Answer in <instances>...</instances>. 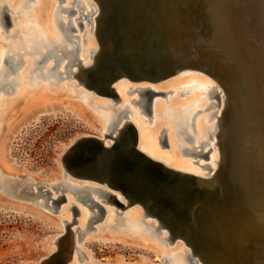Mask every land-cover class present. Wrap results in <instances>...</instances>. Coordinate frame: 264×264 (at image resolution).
Masks as SVG:
<instances>
[{
  "label": "bare ground",
  "instance_id": "6f19581e",
  "mask_svg": "<svg viewBox=\"0 0 264 264\" xmlns=\"http://www.w3.org/2000/svg\"><path fill=\"white\" fill-rule=\"evenodd\" d=\"M25 1L3 0V3L0 4L1 26L4 20L3 12L6 13L3 8L6 7L7 14L12 12L11 14L16 17L20 14L21 8L27 7ZM57 1V4H53L46 0H33L34 4H37L33 10L31 9L32 14L30 15L31 18H36L37 23L26 21V26L25 21L20 22L19 24L24 27L23 36L19 37V41L13 39L14 41L9 43L7 49L0 51V145L10 119L31 97L39 94L60 99L95 131L79 133L61 148L57 160L58 172L53 177L40 179L30 174L19 176L7 172L0 165V194L4 198L16 200L12 197V185L20 183L16 196H21L22 191L31 190L29 195L35 199L30 203L36 211L42 209L50 214L56 213L60 217L59 219L56 217L54 220L52 218L53 224L59 231L48 239L45 255L33 264H61L63 262L66 264H185L189 257L196 260L194 264H264V219L255 215V217H251L248 214L251 209L258 206L261 195L256 189L250 188L249 184L241 180V163L237 158V146L234 141L242 140L250 133L249 130L240 127L241 124L246 125L248 122L241 115L239 100L241 91L237 85L244 83L245 86H249L257 79L255 71L248 73L250 67L259 70L258 77L261 78L260 64L264 57V48H260L257 42L247 38V34L244 32L246 22L240 20V38L239 43H236L237 47L233 48L222 38L214 40L209 38L203 44L204 41L199 39L203 33L199 29L197 30L199 23L196 22L194 16H197L198 12L207 13L206 8L210 0H139L140 8L144 13L145 25L150 27V30L145 32V38L151 40L152 43L146 50L141 49L143 46L139 48L141 52L134 49L133 46L126 48L127 52L131 57L141 56L143 59H147L151 54L155 60L166 53L170 71L178 67L183 68L166 78L151 82L158 83L157 86L137 84L135 87H129L125 81L138 83L148 82V80H129L124 75L120 76L115 81L117 83L113 85L117 95V99H112L113 103L92 101L89 105L91 100L86 99L87 94L79 92L77 95L72 88L87 89L86 85H93L91 82L92 73L99 69L105 60V54L111 50L112 42L107 37V28L114 14L112 7L114 5L119 7L120 2L118 0ZM219 2L228 3L234 7L238 5L235 0H219ZM242 3L243 5H238V7L240 6L238 11L248 12L250 0ZM53 6L61 14L59 21H55L54 26L57 34L53 29L54 21L50 18V10ZM217 13L214 15L220 16L222 10L219 9ZM222 17L223 13L221 20L225 18ZM210 19L208 16L204 20V26L212 25ZM226 21L222 28L223 37H225L224 31L227 28ZM17 23H13V26L21 27ZM130 28L129 26H120L126 44L130 40L129 38H137L136 30L134 33ZM261 29L258 31V33L260 32L258 41L264 46V36L261 32L263 30ZM10 31L5 36L6 38H12L13 35ZM246 39H249L250 42L247 43ZM148 51L150 53H147ZM241 51H247V57H243ZM25 54L34 57L28 60V57L25 56L24 64L13 69L14 65L17 66L20 62L19 58H23ZM259 61L260 63L257 64ZM36 63H44L40 75V71L38 73L34 71ZM183 71L200 72L209 76L213 83L203 77L197 76V78L194 75H188L191 73H182L176 79H170ZM26 72L31 74L25 76L30 79V83L21 81ZM58 77L67 78L62 81L73 80L75 84L72 83V87L64 85L62 88L65 90L64 93L52 91L49 95L46 86L51 82L58 81ZM38 78H41L45 84L36 82L35 80ZM260 80L262 81V78ZM198 81L203 83L199 84ZM10 82H18L12 92V89L7 90L6 86L10 85ZM183 83L186 84L181 86ZM27 84H30V89H23L28 86ZM34 86L43 87L35 90ZM161 87H171L172 89L168 92L172 94L169 107L165 108L161 101L153 99L150 103L151 107L149 105L150 112L145 113L144 106L149 95L148 91L152 89L157 92ZM181 88L183 89L179 93L186 95L180 97L176 91ZM192 88H197L198 91ZM90 91L94 93L93 90ZM5 92L12 93L10 99L4 98ZM125 93L132 96L129 101L125 98ZM167 99L165 102L168 101ZM132 105L139 108V114L150 116L148 127L142 124L141 119L138 118L139 114L136 113ZM83 106L88 107L90 115L83 111L85 108ZM165 114L169 117L168 119H165ZM158 115L164 118L161 123L155 124ZM125 123H130L136 129L135 147L148 158L171 170L205 178L212 183L209 187L198 186L197 188L203 191L204 198L207 197L214 201L215 220L219 222L225 217L226 224L219 227V234L215 241L207 240L205 245L207 251L195 250L193 246L188 245L187 240H182L181 236L185 237L186 233L179 226L180 223L173 219L162 220L159 224L151 214L148 216L142 214L144 218H153L157 224L146 223L145 228L151 229L150 232L145 228H138L133 221V216L140 215L137 205H133L135 209L130 213L128 222L123 224L117 222L109 226L114 212L106 194L109 189L104 185L97 186L93 182L71 181V179H75L69 174L72 169L65 167L63 158L75 141L81 137L93 136L101 140L104 145L110 146L112 144L111 137H116L120 130L122 133L125 131L123 128ZM163 126L162 133H167L171 149L168 156L159 153L156 145L157 132ZM165 145H167L166 142ZM177 147L181 149L184 156L200 158L202 156L196 152L200 149L202 152L209 150L206 155L207 163L205 161L206 164H204L203 160L194 161V164L197 165L196 168L185 165L183 161H180ZM70 194L83 205L74 204ZM210 194L211 196H209ZM116 197L122 200L119 195ZM64 199L66 201L62 206L55 207V204ZM90 200L98 204L101 202L102 205H100L105 208L102 214L104 224L100 227L93 226L98 221L94 220L100 213L91 205ZM75 206L79 210L77 225L75 228H71V224L75 221L70 220L69 211L73 212L72 209ZM27 207L33 208L30 205ZM122 219L123 216H120L118 221H122ZM87 223L92 224L90 229H85ZM173 223L179 227L172 226ZM157 226L161 236L156 233ZM106 227L114 228V234H109ZM173 229L175 239L169 243L167 240L169 234L164 235L163 232L167 231L168 233ZM89 230L94 234L89 235ZM75 232H78V237ZM155 239L160 244H169L173 247L177 246V248L175 247V250L165 249V254L157 251V256L153 261L142 254L135 261H125L122 258L97 260L86 244L91 240L102 242L116 240L128 246L153 249L158 244ZM181 245L187 252L182 250ZM253 258L256 259L252 260Z\"/></svg>",
  "mask_w": 264,
  "mask_h": 264
},
{
  "label": "rangeland",
  "instance_id": "374dc122",
  "mask_svg": "<svg viewBox=\"0 0 264 264\" xmlns=\"http://www.w3.org/2000/svg\"><path fill=\"white\" fill-rule=\"evenodd\" d=\"M46 1L52 2L53 4L58 3L57 0H46ZM235 1L236 3H238V5L241 6L243 5L242 2H246L249 0H235ZM1 3H3V0H0V4ZM36 4H34L33 0H26L25 6L27 7H23L20 9V14H19L20 16L16 15V17H14V14H11L12 12L8 13L10 26H7L5 28L3 25L1 26L0 24L1 52L7 49L9 43L14 41L13 39L15 40L17 39L19 41L20 40L19 37L23 36L22 34L24 33L23 32L24 27L19 24L20 22L25 21L26 26H27L26 21L37 23L36 18H31L30 15L32 14V10L34 9ZM238 5L237 6L235 5L234 7L232 5H229L228 3L222 4L221 2H219V0H210V3L206 8L207 13L198 12L197 16H194L196 18V22L199 23V25L197 24L198 25L197 30L199 29L203 33V36L199 38L204 41L203 44H205L207 39L209 38L210 39L212 38L213 40L217 38H222L223 40H225V42L228 45H232L233 48L237 47L238 45H236V43H239L238 40L240 38L239 23L240 20H242L243 22L244 21L246 22V25L244 26V32L247 34V38H250L251 41L254 40L255 43L257 42V45L260 48L262 47L264 48L263 44H261L258 41L259 40L258 37L260 34V32L258 33V31L260 28H262L261 30L263 31L261 32L263 33L264 36V0H250V7L248 12H243L241 10L238 11V8L240 7V6L238 7ZM28 6L31 7L29 8ZM53 7L50 10V15H51L50 18H52V20L54 21L53 29L55 31V34H57V30L54 28L55 21L56 22L57 20L59 21V17L61 16V14H59L58 10L55 7L53 9ZM217 9L222 10L223 17H225L224 19L222 20L220 19L222 13H220V16L217 15L219 18L214 15L217 13L218 11ZM5 12L7 13V9ZM25 15L26 17H24ZM208 16L211 18L210 22H212L211 23L212 25L209 26L210 28L208 26H204V20L207 19ZM225 20H227L226 21L227 24H225L227 28L224 31L225 37H223L222 28ZM13 23H17L18 26L21 27H14ZM8 29L11 30L10 32L13 35L12 38L5 37L9 32ZM245 41L247 43L250 42L249 39H246ZM241 54L243 57H247L248 52L241 51ZM25 56L28 57L27 58L28 60H31L34 57L33 55H29V54L23 55V58L22 57L19 58L20 62L22 61L21 62L22 64L19 62L20 64L18 63L17 66L14 65L13 69L17 68L18 65L22 66L24 64ZM263 60L264 57L262 59V63L260 64L261 67L260 75L262 81L260 80L261 78L258 77L259 70H257L256 68H255L256 70H254L252 69V67H250L248 68L250 69V72L248 73L255 71L257 73L255 75L258 80L255 79L254 82H251L250 84L251 87L250 85L245 86L246 84L244 83L241 84L238 83L239 85H237L240 88L239 91H241V94L239 96V100L241 102V115H243L242 118H244V120L248 122L246 125L241 124L240 127L250 131V133L247 134L248 137L244 136V139L243 138L242 139L246 142L248 140L251 141V153H252L250 156L248 155L247 160H245L244 162L241 161V171H240L241 180L249 184L250 188L252 187L253 189H256L258 193H260L261 200L258 203V206L256 208L251 209V211H249L248 214L251 217L257 216L261 219H264V207H263L264 206L263 205L264 204V61ZM259 63L260 61L257 62V64ZM43 64L44 63H40V64L36 63L34 65V67L36 66V68H34V71H37L38 73L42 69ZM27 73L28 72H26L22 76L23 78L21 77L22 78L21 81L30 83V79L26 78L25 76H30L31 74L29 75V73L28 74ZM182 73H191L188 75L203 77L204 79L208 80L210 83H213V80H211L209 76L207 75L205 76L200 72L193 73L190 71L179 72L173 78L170 79L174 80L178 76H181L180 74ZM40 74H42L41 71L39 75ZM63 79H67V78H63ZM247 79L249 81V78ZM35 81L38 83L45 84L41 78H38ZM125 82L129 87H135L137 84L151 85V86L158 85V83H151L144 81L138 83L128 82V81ZM162 82L164 83L165 81ZM17 83L10 82V85H6L7 90L11 88L12 89L11 92H12ZM72 83L75 84V81L73 80L62 81L61 79L55 81L54 83L51 82L50 84H48V86H46L47 87L46 91H49L48 92L49 95H51L52 91L57 93L58 92L64 93L63 91L65 90L62 89L64 88L63 86L71 85L72 87L73 85ZM116 83L117 82H114V84ZM198 83L200 84L203 82L198 81ZM185 84L186 83H183L181 84V86H184ZM27 85L28 86L24 87L23 89H30V84ZM42 87L43 86H34V89L39 90ZM183 88L178 89L176 91V93L180 97L186 95V94L181 95L179 93L180 90H182ZM72 89H74L73 92L77 93V95L79 94V92L86 93L88 96L86 97V99L91 100L89 105H91L92 101L102 102V103L108 102L110 104L113 103L111 98L98 96L92 93L90 90L81 87H76ZM192 89H196L198 91L197 88H192ZM169 91H172L171 87L158 88L157 92H163L165 93V95L153 96L152 100L158 99L163 103V106L165 108L169 107V103H170L169 101L170 98H172V94L168 93ZM11 94L6 93L3 95L5 99H10ZM131 97L132 96H129L127 93H125V98L127 99V101H129ZM166 99L168 100L167 102H165ZM214 101L216 102V100ZM243 105L244 107H242ZM132 107L136 111V113L139 114V108L134 105H132ZM83 108H84L83 111H85L87 115H90L89 113L90 110L87 109L88 107L83 106ZM76 114L77 113L72 111V109L68 105L61 102L60 99L51 98L50 96L47 95L41 96V94L31 97V99H29V101L24 106L19 108L15 116L10 119V122L7 125L8 126L7 131L3 133V140L0 145L1 167H3V169L6 170L7 172L19 176H22L24 174H30L36 178L41 179V178H50L57 175L58 172L57 160L61 148L64 145H66L70 141V139H72L75 135L79 133L82 134V133L95 132L92 126L86 123L82 118H79ZM164 117L165 119L169 118L166 114ZM164 117L158 115V117L155 119L156 122L155 124L161 123ZM138 118L141 119V122L145 127H148V124L150 123V116L139 114ZM163 130H164V126L161 127L157 132L156 145L159 153L168 156L171 149L169 147L167 133L166 132L162 133ZM163 134L166 135L165 142L167 145L162 146L160 143V139L162 138ZM176 150L178 151L180 161H183L185 165L187 164L190 167L196 168L197 165L194 164V161L203 160L202 162L204 164L207 163L206 158H202V157L200 158L195 156H184L182 155L180 148L177 147ZM71 181L81 182L79 180L76 181V179H71ZM12 186H13L11 192L12 197L16 200L4 198L3 195L0 194V264H33L35 261H37L39 258L45 255V253L47 252L46 243L48 239L51 236H53V234L59 231V229L53 224L52 218L54 220L56 217L58 219L60 217L57 216L56 213L50 214L42 210L41 208H37V209H41V211H36L34 206H32V204L30 203L31 200L35 199V197L29 195V192H31V190L22 191L21 196L20 195L16 196V192L19 190L20 183H17ZM70 195L74 204L83 205V203L80 202L79 200H76L72 194ZM64 198L66 199V196H64ZM65 199L55 204V207H59V205L62 206L64 204V201H66ZM100 204L102 205L101 202ZM29 205L33 208L27 207ZM105 207H109V206H105ZM75 208H76V212L69 211L70 220L75 221L74 223L71 224L72 225L71 228H75L77 225V217L79 210L76 206ZM112 208L114 209L113 206ZM133 209H135V206H131L129 209L124 210L123 215H121L123 216L122 221H118L119 216L117 217V215H115V209H114L113 218L109 221L110 222L109 226L117 222H119V224H123L126 221L128 222L130 220L129 215L130 213H132ZM138 209L140 211V215L133 216V221L138 228H145L146 223L148 222H154L155 225L157 224L156 220H153V218H144L142 216L143 214L142 208L138 207ZM102 224H104L103 216L101 217L100 220L95 222L93 226L100 227L102 226ZM91 226L92 224L89 225L87 223L85 225V229L86 228L90 229ZM105 229L108 231L109 234H114V230H113L114 228L106 227ZM145 229L148 230V232H150L151 230L149 228H145ZM89 232H90L89 235L94 234V232L91 230H89ZM75 234L77 237L79 236L78 232H75ZM163 234L167 235L168 233L166 231L163 232ZM158 235H160V233ZM115 241L109 240L108 242L106 241L107 242L106 243L102 241L91 240L88 241L86 244L88 245L89 249H91L94 258L97 260H113L117 258H122L125 261H135L138 259V256L142 254L146 256L150 261H153L157 256L156 255V253H158L157 251H160L161 253L165 254L166 253L165 249L175 250V247L177 248V246L173 247L172 245L169 244H160L159 241L157 240L156 242L158 244L153 249L152 248L144 249L143 247L128 246L122 244L119 241L116 242ZM181 246H182L181 247L182 250L184 252H187V250L183 247V245ZM254 259L256 258H253L252 260ZM185 264H194V263H190L186 260Z\"/></svg>",
  "mask_w": 264,
  "mask_h": 264
},
{
  "label": "water",
  "instance_id": "95a60500",
  "mask_svg": "<svg viewBox=\"0 0 264 264\" xmlns=\"http://www.w3.org/2000/svg\"><path fill=\"white\" fill-rule=\"evenodd\" d=\"M118 1L120 6L112 7L114 14L107 28V37L112 42L111 50L105 54V60L96 70L97 72L91 75V82L94 86H85L98 96L114 100L117 99V95L113 84L120 76L124 75L129 80L146 79L148 82H154L183 68L178 67L170 71L166 53L156 60L151 54L147 59L141 56L131 57L126 48L133 46L141 52L139 48L143 46L141 49L146 50L152 43L151 40L145 38V32L149 31L150 27L145 25L144 13L140 8L139 0ZM3 9L6 10V7ZM3 18L4 27L10 26L7 13L3 12ZM120 26L131 27L134 33L136 30L137 38H129L126 44ZM57 79L61 80L63 77ZM148 92L144 106L145 113L150 112L149 105L153 96L164 95V93L152 90ZM123 128L125 131L122 133L120 130L116 137L107 136L112 138L110 146L104 145L101 140L93 136L76 140L63 158L65 167L72 169L69 174L77 180L93 182L108 188L109 192H106L108 202L114 207L115 215L120 217L124 210L131 206H140L144 216L151 214L159 224L167 219L180 223L179 226L186 233L185 237L181 236V239L187 240L188 245L193 246L195 250L207 251L205 248L207 240L215 241L219 234V227L226 224L225 217L219 222L215 220L214 201L207 197L204 198L203 191L197 188L198 186L209 187L212 183L205 178L171 170L148 158L135 147V128L130 123H125ZM234 141L237 146V158L240 163L244 162L248 155L252 154L251 141L246 142L243 139ZM160 143L162 146L165 145V135L160 139ZM208 151L202 152L200 149L196 154L206 158ZM130 166H133L143 179L129 180ZM116 195H119L122 200H119ZM90 203L100 213L94 220L97 221L104 213V209L93 200H90ZM72 210L76 212L75 208ZM172 226L179 227L174 223ZM155 230L158 232L159 227L157 226ZM173 232L174 229L168 231L169 243L175 239ZM188 262L195 263L196 260L189 257Z\"/></svg>",
  "mask_w": 264,
  "mask_h": 264
},
{
  "label": "snow or ice",
  "instance_id": "6c2138e0",
  "mask_svg": "<svg viewBox=\"0 0 264 264\" xmlns=\"http://www.w3.org/2000/svg\"><path fill=\"white\" fill-rule=\"evenodd\" d=\"M128 179L132 181L141 180L143 177H141L138 172L135 170L133 166L129 167L128 171Z\"/></svg>",
  "mask_w": 264,
  "mask_h": 264
},
{
  "label": "flooded vegetation",
  "instance_id": "af4514ba",
  "mask_svg": "<svg viewBox=\"0 0 264 264\" xmlns=\"http://www.w3.org/2000/svg\"><path fill=\"white\" fill-rule=\"evenodd\" d=\"M152 90V89H151ZM153 91V90H152Z\"/></svg>",
  "mask_w": 264,
  "mask_h": 264
}]
</instances>
